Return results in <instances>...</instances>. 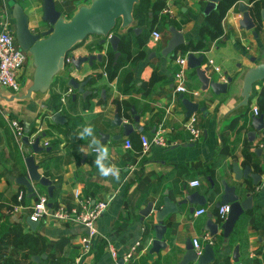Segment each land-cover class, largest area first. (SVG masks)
<instances>
[{"label":"crops","instance_id":"1","mask_svg":"<svg viewBox=\"0 0 264 264\" xmlns=\"http://www.w3.org/2000/svg\"><path fill=\"white\" fill-rule=\"evenodd\" d=\"M79 1L87 0H54L55 7L65 18ZM162 1L163 6L154 10L152 19V11L148 9L152 1L147 0L149 3L140 22L139 17L133 15L139 30L133 31L129 27L121 33L120 36L128 41V58L126 52L119 50L114 56L107 43L98 44L100 36L96 34L86 35L70 49L69 53L74 55L102 53L99 61L93 59L90 65L83 63L81 71L72 74L78 80L87 77L82 87L91 90L89 94L82 96L66 84V77L55 76L46 95L41 98L7 101L0 97V233L13 224H20L24 231L42 238L46 251L40 253L44 256L36 261L39 264H47L46 252L52 250L64 264H173L184 252L185 242L192 238L197 239L200 253L205 242L214 251L213 258L204 264H233L231 251L234 245H237V260L241 264H264V132L258 131L253 141H249L246 135L252 128L249 124L254 115L251 107L253 104L259 106L261 95L258 89L264 80L254 86L247 108L230 113L227 108L232 104L231 94L199 90L193 68L187 65L183 78L185 90L176 92L175 67L171 58L173 54L190 49H176L174 53L161 55L160 49L169 37L167 26L170 24L180 31L187 42L197 39L199 25L204 21L205 0ZM241 1L250 6L249 0ZM12 2L21 5L32 31L47 27V23L39 19L40 0H0V28L13 32ZM236 2L229 6L221 19L222 34L212 40L205 38L204 50H190L203 54L201 67L210 58L209 70L221 80L226 76L233 78L241 68L254 65L252 57L264 58V14L250 12L255 27L239 28L240 13ZM261 4L264 8V0ZM151 29L159 32L158 38L151 37ZM138 40L142 42L140 45ZM109 50L112 52L111 63L116 64L115 73L110 78L104 69ZM138 50L142 55L133 57ZM26 63L25 59L17 75L18 88L24 79ZM213 66L218 67L216 72ZM151 73L158 77L147 85ZM180 95L204 106L203 110L189 114L195 116L194 123L200 130L194 140L189 139L183 126L189 115H185ZM262 96L264 98V94ZM130 109L137 114L140 129L134 127L127 135L111 138L121 131L120 125L111 124L113 114L118 112L129 120ZM56 110L65 118L63 123L49 120V114ZM11 116L21 122L28 142L38 136V145L48 148L32 152L29 144L17 140L8 123ZM158 123L163 127L166 145L150 144L142 150L139 135L149 136ZM89 124L94 135L109 150L106 162L120 169L119 180L105 177L98 171L95 163L97 150L90 144L91 138H78L77 133ZM104 134L108 136L103 137ZM124 139H128L129 147H124ZM43 141L46 143L42 144ZM26 154L33 156L38 172L52 185L46 212L36 220L33 228L25 219L32 202L39 193H46V189L32 181L34 195L28 197L25 187L15 182V177L25 172L23 156ZM232 162H236L239 168L250 165L251 171L258 172L260 179L256 184L250 176L233 179ZM222 178L227 184L239 186V199L243 197L242 192L252 195L250 208L239 214L225 239L220 231L210 236L202 230L209 213L212 218H218L214 203L221 192L219 181ZM191 179H197L198 183L189 185ZM211 185L216 188L215 195H208ZM74 190L78 191L76 197ZM19 191L22 195L17 199ZM194 191L204 195L206 200L201 204L179 203L177 209L162 220L165 228L161 238L165 245L149 252L153 210L145 216L139 210L148 202L157 209L163 196L175 203ZM83 200L88 204L106 201L105 208L93 222L96 232L86 253L81 252L79 241L86 232L85 227L76 222L58 221L49 212L59 205L77 206ZM190 205L192 209L189 210ZM199 207L204 212L195 214ZM127 252L130 256L125 258Z\"/></svg>","mask_w":264,"mask_h":264},{"label":"water","instance_id":"2","mask_svg":"<svg viewBox=\"0 0 264 264\" xmlns=\"http://www.w3.org/2000/svg\"><path fill=\"white\" fill-rule=\"evenodd\" d=\"M139 0H87L86 2H76L71 14L65 18L60 9L55 7L54 0H40V20L47 23V27L40 31H32L28 26V17L23 12L21 5L17 2L11 3V16L14 21L13 34L17 45L24 50L26 55V68L24 71V79L22 85L16 91H8L4 86L0 85V97L9 101H33L36 98H41L46 95L49 85L55 76L66 77V84L71 88L79 91L82 96L89 94L91 90L83 89V85L87 77L78 80L72 74L79 72L82 69V64L90 65L93 59L100 60L101 52L88 54H70L67 65L64 62L65 55L70 49L81 41L88 34H96L100 36L98 44H108L109 48L114 52V56L118 54L117 43L121 33L131 27L133 31L139 30L136 26V19L132 15L133 6ZM153 1V0H150ZM218 0H205L202 12L206 14L210 9L214 8ZM236 7L240 13L237 20L238 27L250 29L255 27V21L250 13V6L241 0L236 2ZM261 13L264 14V8H261ZM116 26V28H115ZM115 28V29H114ZM169 37L164 46L160 49L161 55L172 53V51L182 44H187V40L183 39V35L172 25L167 26ZM257 35V31H253ZM109 34V35H108ZM203 54H195L188 50L185 55L187 67L193 68L194 75L199 82V90L209 89L213 94L227 93L231 94L232 104L227 108V112H233L237 109L247 108L250 97L252 96L254 86L264 80V58L255 59L254 65L241 68V70L232 78L226 76L225 80H221L214 72L209 70V65L205 64L201 67ZM216 72V71H215ZM235 86L233 87V85ZM233 88H235L234 92ZM5 89V90H4ZM261 95L264 93V84L258 89ZM180 102L185 108V115H189L195 110H203L204 106H199L196 101L189 100L186 97H181ZM131 117L129 120L123 118L121 114L115 112L111 124L120 125L121 131L111 138L118 139L120 135H127L134 127L137 126V114L133 109H130ZM49 120L52 123H63L65 118L61 116L59 110L49 114ZM251 129L246 133L247 139L253 141L258 135V131L264 132V111L257 115H252L250 118ZM107 137V134L102 135ZM101 139V137H100ZM24 144H29L32 152H39L48 147L38 145V136H35L31 142H28L26 135L21 137ZM23 164L25 172L22 175L15 177V182L25 187L27 196H33L32 181H36L40 185H44L47 196H51L52 185L50 180L41 175L37 170V164L34 162L31 154L23 156ZM232 177L235 180L241 177L250 176L254 184L260 179L258 172H252L250 165H244L239 168L236 162L231 165ZM220 183V195L214 203L217 208L221 204L228 205V211L224 218H212L209 213L202 225V230L206 231L210 236L220 231L222 238L225 239L233 228L235 220L243 211H246L251 206L252 195L249 192H242L243 197L239 199L238 187L235 184H227L222 178ZM216 188L212 185L209 189V194L215 195ZM206 200L204 195L197 192H190L185 197L176 201L169 202L166 196L161 199V206L153 209L150 202L144 208L139 210L142 216L147 215L153 210L154 223L152 224L153 237L149 252L157 251L165 245L162 240L164 232L163 218L177 209L179 203L201 204ZM192 209L190 205L189 210ZM26 223L33 228L36 220L25 219ZM233 264H241L237 260V245H234L232 251ZM40 255H30L31 260L38 261ZM214 256V251L209 243L205 242L202 246V252L196 254L193 250L192 243L188 239L185 242V250L179 260L173 264H187L195 262L196 264H204L211 260Z\"/></svg>","mask_w":264,"mask_h":264},{"label":"built area","instance_id":"3","mask_svg":"<svg viewBox=\"0 0 264 264\" xmlns=\"http://www.w3.org/2000/svg\"><path fill=\"white\" fill-rule=\"evenodd\" d=\"M25 1V0H21ZM164 11H167L165 7L162 8ZM109 35V34H108ZM150 35L152 38H158L159 32L155 29H151ZM68 52L64 57L65 65L69 62ZM185 55L186 52H178L173 54L171 60L174 64L173 71V80H174V90L176 92H183L185 90V86L183 85L184 78V69H185ZM26 55L24 50H22L16 43L14 34L12 31L0 28V85L6 87L11 91H16L19 83L17 80V75L19 71L22 69L25 63ZM207 64H212V60L206 59ZM213 70L217 71L218 67L213 66ZM67 92V91H66ZM63 97L60 96V100ZM252 114L257 115L259 112V108L256 104H253L251 107ZM195 116L193 114L189 115L187 119L183 122V126L186 129L189 139L194 140L200 135L199 128L195 125ZM9 126L16 137L17 140L20 141L21 137L24 135V130L21 122L14 117L11 116L8 120ZM163 127L161 123H158L156 130L151 133L149 136L144 134L139 135V140L141 144L142 150H145L148 145H166V141L162 136ZM29 141V140H28ZM46 142L43 141L42 144ZM124 147H129L130 143L128 139H124L123 142ZM97 150V149H95ZM198 183L197 179H191L189 181V185L194 186ZM22 193L19 191L16 194V198L19 199ZM73 195L76 197L78 195V191L74 190ZM48 196L46 193H39L37 198L30 205V211L28 213V219L35 221L37 220L43 213L46 212V205L48 201ZM106 201L99 200L88 204L85 200L79 202L76 205H59L53 208L50 212L51 216L56 220L61 221H70L82 224L86 232L82 234L79 238L80 241V249L82 253H86L90 250L91 238L94 236L96 230L93 226L94 220L101 213V211L105 208ZM227 207V204H221L217 207L216 216L219 219H223L225 213L228 211H223V209ZM204 209L199 207L195 209V214L203 213ZM210 242V240L208 241ZM193 250L196 254L200 253V248L198 246V242L196 238L191 239ZM110 253L113 255V251L110 250ZM130 256V252L125 254V258Z\"/></svg>","mask_w":264,"mask_h":264},{"label":"trees","instance_id":"4","mask_svg":"<svg viewBox=\"0 0 264 264\" xmlns=\"http://www.w3.org/2000/svg\"><path fill=\"white\" fill-rule=\"evenodd\" d=\"M236 1L238 0H218L215 7L204 14V21L198 28V38L193 41H188L185 45H179L172 52L174 53L176 49H190L193 51L204 50L206 47L205 38L212 40L222 34L221 19L229 6ZM148 3L147 0H139L138 3L133 6L132 15L138 16L139 22L142 19V16L145 15V9L147 8ZM249 3L250 12L252 14H259L262 5L261 0H249ZM163 4L162 0L152 1L148 8L152 11V19L155 15L154 10L160 9ZM151 24L152 21L150 22V26ZM141 43V40H138V44L140 45ZM127 46L128 41L126 37L124 38L120 36L117 43V50L126 52V57L128 58L130 55ZM111 53L112 52L109 50L104 66L109 78L113 76L116 68V64L111 63ZM141 55L142 51L138 50L133 57ZM157 77V75L151 73L147 85H150ZM263 94L264 93L258 98L259 111H264ZM45 251L43 239L32 232L24 231L20 224H13L0 233V264H39V262L31 260L30 255H39ZM44 259L47 261V264H64L54 250L46 252V257Z\"/></svg>","mask_w":264,"mask_h":264},{"label":"clouds","instance_id":"5","mask_svg":"<svg viewBox=\"0 0 264 264\" xmlns=\"http://www.w3.org/2000/svg\"><path fill=\"white\" fill-rule=\"evenodd\" d=\"M77 135L80 139L91 138L90 144L97 149L95 163L98 171L105 177L111 176L113 179L119 180L120 169L115 164L106 162L109 159V150L106 146L102 145L99 139L94 135L93 127L90 124L85 125ZM227 210V207L223 209V211Z\"/></svg>","mask_w":264,"mask_h":264}]
</instances>
